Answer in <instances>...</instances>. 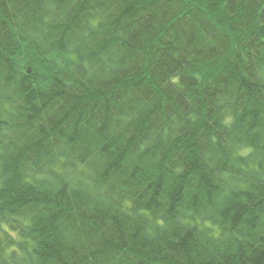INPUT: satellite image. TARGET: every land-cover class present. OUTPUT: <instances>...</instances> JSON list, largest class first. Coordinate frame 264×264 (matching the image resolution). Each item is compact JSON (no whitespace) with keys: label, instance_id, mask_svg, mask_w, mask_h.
<instances>
[{"label":"trees","instance_id":"1","mask_svg":"<svg viewBox=\"0 0 264 264\" xmlns=\"http://www.w3.org/2000/svg\"><path fill=\"white\" fill-rule=\"evenodd\" d=\"M0 264H264V0H0Z\"/></svg>","mask_w":264,"mask_h":264},{"label":"bare ground","instance_id":"2","mask_svg":"<svg viewBox=\"0 0 264 264\" xmlns=\"http://www.w3.org/2000/svg\"><path fill=\"white\" fill-rule=\"evenodd\" d=\"M15 234L17 235V233L15 232Z\"/></svg>","mask_w":264,"mask_h":264}]
</instances>
